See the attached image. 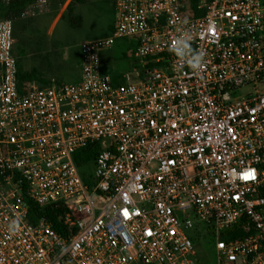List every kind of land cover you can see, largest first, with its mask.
I'll list each match as a JSON object with an SVG mask.
<instances>
[{
    "label": "built area",
    "instance_id": "1",
    "mask_svg": "<svg viewBox=\"0 0 264 264\" xmlns=\"http://www.w3.org/2000/svg\"><path fill=\"white\" fill-rule=\"evenodd\" d=\"M22 1L0 0V264H203L205 241L217 264H264V0H109L73 84L20 82L15 24L49 5ZM182 32L199 72L169 50ZM121 40L136 67L111 75ZM54 205L64 234L33 214Z\"/></svg>",
    "mask_w": 264,
    "mask_h": 264
},
{
    "label": "rangeland",
    "instance_id": "2",
    "mask_svg": "<svg viewBox=\"0 0 264 264\" xmlns=\"http://www.w3.org/2000/svg\"><path fill=\"white\" fill-rule=\"evenodd\" d=\"M64 2L49 0L40 15L15 24V54L21 72L29 75L36 70L40 82L52 78L63 84L79 82L80 45L111 34L115 15L109 0H72L67 6ZM73 20L79 23V28L71 26ZM129 42L121 40L111 51L103 53L107 73L121 75L134 71L136 62ZM131 81L137 83L138 79L132 75ZM246 93L247 90L243 91ZM90 171L93 172L94 167ZM197 251L203 264H217L213 243L202 242Z\"/></svg>",
    "mask_w": 264,
    "mask_h": 264
},
{
    "label": "trees",
    "instance_id": "3",
    "mask_svg": "<svg viewBox=\"0 0 264 264\" xmlns=\"http://www.w3.org/2000/svg\"><path fill=\"white\" fill-rule=\"evenodd\" d=\"M30 1L32 0L22 1L21 3H17V4L18 5L25 4ZM70 11H72V6H70ZM71 26L74 28H79V23L73 20L71 21ZM112 30H113V27H112ZM129 45H130L129 50L133 53L135 49V45L134 43H130ZM19 80L21 83L31 82V81H40L41 77L36 70L33 71L32 74L24 75L21 72L20 65H19ZM44 83H47V81H44ZM100 151H101V148H100V145L98 144L89 146L88 148L79 151L75 155V162L77 166L81 169L84 168L86 165L91 163L96 158V156L99 154ZM83 175H84L85 181L88 182L89 179L87 178V175L86 174H83ZM65 213H66V210L60 205H54V206H50L46 208L35 207L33 211V214L37 217H46L49 220V222L52 224L54 229L57 230L61 234H64V228L61 224L60 219ZM243 235L244 233L242 231V227L240 226L239 229L235 231L233 236H243Z\"/></svg>",
    "mask_w": 264,
    "mask_h": 264
},
{
    "label": "clouds",
    "instance_id": "4",
    "mask_svg": "<svg viewBox=\"0 0 264 264\" xmlns=\"http://www.w3.org/2000/svg\"><path fill=\"white\" fill-rule=\"evenodd\" d=\"M191 33L182 32L170 47V51L174 52L184 64L195 72H199L204 67V56L191 47ZM19 220H12L9 225V231L13 234L19 230Z\"/></svg>",
    "mask_w": 264,
    "mask_h": 264
},
{
    "label": "crops",
    "instance_id": "5",
    "mask_svg": "<svg viewBox=\"0 0 264 264\" xmlns=\"http://www.w3.org/2000/svg\"><path fill=\"white\" fill-rule=\"evenodd\" d=\"M15 39H16V38H15ZM51 80H56V79L52 78Z\"/></svg>",
    "mask_w": 264,
    "mask_h": 264
}]
</instances>
